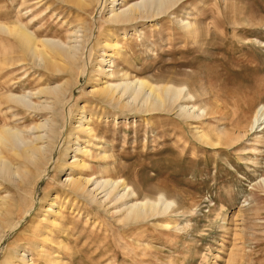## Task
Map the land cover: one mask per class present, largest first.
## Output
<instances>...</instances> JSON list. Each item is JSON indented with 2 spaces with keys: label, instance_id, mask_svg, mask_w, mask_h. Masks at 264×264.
I'll return each instance as SVG.
<instances>
[{
  "label": "rangeland",
  "instance_id": "obj_1",
  "mask_svg": "<svg viewBox=\"0 0 264 264\" xmlns=\"http://www.w3.org/2000/svg\"><path fill=\"white\" fill-rule=\"evenodd\" d=\"M112 4L81 11L61 0H0L3 27L26 23L38 38L80 53L71 71L55 72L0 29V127L26 141L48 131L43 144L53 146L40 178L21 173L12 177L17 184L0 176V197L15 202V227L0 224V262L10 252L17 264H264V123L252 126L264 106V0H176L122 25L105 18ZM79 25L85 30L73 36ZM104 53L109 63L99 61ZM99 68L112 69L113 82L124 74L184 87L192 97L177 103L194 105L198 116H184L177 103L146 111L103 101L92 91L97 77L106 79ZM44 87L64 90L59 104L35 94ZM82 115L90 135L75 128ZM43 122L49 130L31 128ZM74 158L85 168L69 164ZM68 173L122 178L139 200L164 194L172 202L128 221L113 192L66 194Z\"/></svg>",
  "mask_w": 264,
  "mask_h": 264
},
{
  "label": "bare ground",
  "instance_id": "obj_2",
  "mask_svg": "<svg viewBox=\"0 0 264 264\" xmlns=\"http://www.w3.org/2000/svg\"><path fill=\"white\" fill-rule=\"evenodd\" d=\"M62 1L74 7H77L81 11H84L86 7L92 4V2L96 4L99 3L101 0H61V2ZM175 1L176 0H140L137 2H133L131 4L123 3L122 5L120 2V6L116 8L115 6L118 5V3H116V0H112L113 4L110 7L108 16L105 18H107L109 21L118 24L121 23L122 25L125 23H130L132 21L158 15L161 12H164L166 9L168 10L174 4ZM27 26L28 25L26 23L22 24L20 23V21H18L17 23H14V25L11 28L3 27L2 25H0V29H5L15 37L16 42H18L19 44L20 50L23 52L26 58L29 57L30 59L34 60L33 63H35V61L37 60L44 68H47L49 70L50 69L55 70V72L57 70L61 71L63 69H65L66 71L67 70L71 71V68L76 66L78 56L80 57V53L79 55H77L76 46L74 45L66 46L65 44H62L60 41L54 40L52 38H40V37L38 38V36H36L33 31L29 30ZM185 27L190 28L191 23L186 22ZM80 30L82 32L85 29L83 28V26L80 25L74 27L72 30L73 32L72 35L77 37L76 31L79 32ZM84 34L85 33L83 32V35ZM105 56H111V55L104 53V56H102L99 59V61L102 63H104L105 61L109 63L110 61L107 60ZM97 70H99L105 76L106 79L102 80L100 77H97L96 82L101 81V84H99V87L97 89H94L92 91H95L96 95L100 97L99 99L103 101L112 102V104L114 105L116 104L119 107L127 108L131 106L132 108V106H137L140 109L145 108L146 111H152L156 109L157 110L163 109L165 108L166 104L175 105V103L177 102L180 103L181 101L189 100L192 97V95L184 87H176L171 84L158 85L140 78H135L132 80L129 79V77L124 74L120 81L113 82L111 80V77L113 76L112 69L99 68ZM56 89L57 88L55 87H46V88L44 87V88H40L37 92H35V94L42 95V94L51 93L54 96V102L53 101L52 102L53 103L58 102L59 104L64 90L61 91ZM9 97L17 100V102L18 101L21 102V104L22 103L27 104L29 101V100L27 101L26 99L27 97L24 98L25 95H21V96L10 95ZM138 98H140L139 100L141 101L140 105L138 104L136 105V103L135 105L132 104V102H134ZM36 106L32 105L33 108H35ZM178 108L181 114H183L184 116L187 117L198 116L195 113L196 108L194 105L188 106V105L178 104ZM201 113L202 114L204 113L203 110L201 111ZM252 120H253L252 126L253 125L259 126L258 122L260 120L262 122L259 124L264 123L263 105L257 108ZM77 123L78 124L75 126L77 131L85 132L87 134L91 133L92 127L89 125L88 116L82 115L81 117L78 118ZM50 124L52 123H49L48 125L46 124V122H43L31 128L33 129L43 128V131L44 129L49 130V126L51 127ZM45 133L35 135L33 137L34 140L32 141H26L23 140L24 138L22 139L21 136H19L18 130L16 128L2 125L0 127V176H2V178L4 179L10 178L12 180V177L14 175H17L19 176V178L22 179L23 175L31 176L32 174L33 175L35 174L39 177L43 171L45 172L47 163L49 159L52 157V149H53L52 145L49 146L50 142H48L49 145L43 144L44 136L46 139L49 137L48 135H45ZM199 137L204 139L207 138L203 134L199 135ZM208 143H210L211 145L216 144L210 140H208ZM74 150L76 153L77 152L85 153V150H83L82 147L79 146H76ZM9 154L19 160H22L25 163L23 164L24 168L22 170L18 165H15V163H13L14 159L12 161L11 160L12 158L8 156ZM72 160L73 161H71V163L69 164L73 166L75 165L79 169H83V167L85 166L82 163V161L77 160V158L76 159L74 158ZM27 164L30 165L31 167H28ZM21 173H23V175ZM20 174L22 175V177H20ZM21 179L19 180L17 179L18 181L16 182H14L15 180H12L13 182L11 180L10 181L12 183H17V182H21L22 181ZM64 181L66 182L64 183L65 186L67 187L65 188L66 189L65 193L73 194L74 196L81 194L83 195L84 193H87L88 195L91 196L92 199H94L95 197L94 192L102 191V193H104L102 194V197L105 198L108 197L113 192L114 194V196L112 195L113 200L122 201L121 209L124 212L125 219L126 220L128 219V221L140 220L147 218L149 216L162 214V212L167 210V207L172 202V200L167 199L164 194H158L154 199L144 198L139 200L136 198V193L134 192V190L131 187H129L123 181L122 178L120 179V178H110V177H86V176L84 177L82 175L75 176V175H71V173H68ZM88 186L89 187L91 186L90 189L88 188ZM118 186L120 188L119 191H118L119 188L116 189ZM115 190H117L116 193L114 192ZM14 203L15 202L13 199L6 198L5 196L0 197V224L7 223L10 227H13L15 225L10 220V216L12 214V208L15 207ZM53 222L54 221H52V223ZM21 256L24 255L22 254ZM13 258H14L13 254H11L10 252H6L0 264H17L14 262ZM19 260H21L24 263H27V259L25 258V256L22 258L20 257Z\"/></svg>",
  "mask_w": 264,
  "mask_h": 264
}]
</instances>
